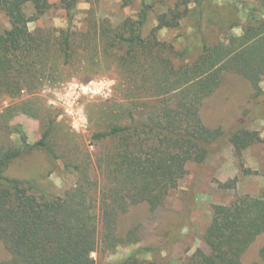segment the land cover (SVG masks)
Returning a JSON list of instances; mask_svg holds the SVG:
<instances>
[{"label":"trees","instance_id":"1","mask_svg":"<svg viewBox=\"0 0 264 264\" xmlns=\"http://www.w3.org/2000/svg\"><path fill=\"white\" fill-rule=\"evenodd\" d=\"M79 1L94 5L98 0H58L69 23ZM190 1L176 0L156 13L157 24L147 32L144 27L156 0H142L136 17L126 16L118 25L101 20L79 32L70 24L30 29L29 23L52 6L49 0H0L9 22L0 30V246L5 253L0 264H96L93 253L99 247L113 252L138 240L135 227L118 230L119 217L141 202L151 212L161 206L184 176L187 162H206L221 138L238 156L261 140L247 121L264 118V102L252 101L264 80V0L245 5L239 33L228 30L209 44L200 39L192 59L187 57L190 43L177 49L158 35V29L179 24L190 12ZM195 3L199 12L204 0ZM81 57L89 62L111 59L118 81L120 99L103 104L97 118L100 128L92 132L100 184L90 174L91 156L81 150L74 133L66 132L72 145L68 136L60 146L68 150L69 159L57 150L58 112L37 94L61 66ZM227 73L248 82L252 97L226 131L209 127L200 106ZM20 113L39 122L40 135L33 143L12 138L21 129L11 120ZM33 151L61 162L75 174L74 183L59 192L50 180L9 172L14 162ZM236 182L233 177L223 186L232 189ZM211 211L200 236L206 249L196 248L180 264H244L243 252L264 235V188L256 196L242 194L227 204H212ZM258 253L260 260L250 264H264V243ZM108 264L158 263L134 252Z\"/></svg>","mask_w":264,"mask_h":264},{"label":"rangeland","instance_id":"2","mask_svg":"<svg viewBox=\"0 0 264 264\" xmlns=\"http://www.w3.org/2000/svg\"><path fill=\"white\" fill-rule=\"evenodd\" d=\"M49 1L52 6L47 12L29 23L31 30L37 27L66 28L70 24L72 30L87 32L101 20H108L115 26L126 16L136 17L142 2L98 0L91 5L89 2L79 1L77 13L69 23L66 12L58 5V0ZM175 1L152 2L153 12L148 16L144 31L147 32L157 24L156 13L165 11ZM254 1L204 0L200 11L196 12L195 0H191L190 12L177 26L158 29L159 38L171 42L177 49L190 43L187 57L192 59L199 51L200 39L209 44L225 35L228 30L239 33L246 20L245 5L249 6ZM8 25L7 17L0 11V30ZM117 82L115 65L111 59L100 57L89 62L81 57L72 64L61 66L56 77L46 80L37 91L46 104L58 112L59 125L55 136L57 150L63 151L62 155L69 159L66 155L68 150H63L60 146L68 136L67 141L72 139L66 132L74 133L73 138L80 142L81 150L91 156L90 174L97 178L99 184L103 179L93 163L98 145L92 141V132L100 128L97 118L103 104L120 99V96L117 97ZM82 85L101 86L102 93L84 95L79 92ZM260 86L262 91L252 101L264 102V80L260 82ZM251 94L252 88L248 82L239 75L227 73L220 86L200 106L204 122L209 127L221 126L227 131L238 120L242 109L248 107ZM69 105L75 110L73 115L66 110ZM11 124L21 129L20 132L12 133V138L18 143H33L40 135L38 120L26 114H17L12 118ZM247 127L257 130L261 140L245 148L240 156L235 153L231 143L221 138L214 144L213 154L206 162H187L184 176L177 187L169 191L161 206L151 212L144 202L131 205L119 217L117 228L120 232H125L128 228L135 227L138 240L132 244H121L113 252H106L99 247L98 252L93 253L96 264L114 263L134 252L139 257L155 260L158 264H165L168 260L171 264H180L196 248L206 249L200 236L211 219V205L227 204L242 194L256 196L264 188V118L247 121ZM73 142L70 141V145ZM9 172L13 175H35L42 180H50L59 192L72 185L75 180V174L65 170L61 162L46 157L40 151L26 153L11 165ZM233 177H237L235 188H225L223 183ZM263 243L264 235L260 234L243 252L242 262L250 264L259 261L258 252ZM1 248L0 246V255L3 256L5 253Z\"/></svg>","mask_w":264,"mask_h":264},{"label":"built area","instance_id":"3","mask_svg":"<svg viewBox=\"0 0 264 264\" xmlns=\"http://www.w3.org/2000/svg\"><path fill=\"white\" fill-rule=\"evenodd\" d=\"M79 92L84 94V95H96V94H101L102 93V87L98 86H92V85H82L79 88ZM66 110L70 112L72 115L75 113V110L73 109L72 105H69Z\"/></svg>","mask_w":264,"mask_h":264}]
</instances>
